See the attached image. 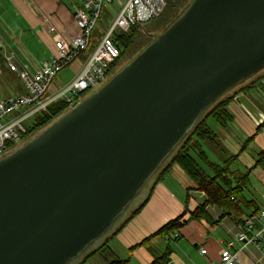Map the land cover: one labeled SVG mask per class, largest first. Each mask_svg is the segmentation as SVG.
I'll use <instances>...</instances> for the list:
<instances>
[{"label": "water", "instance_id": "obj_1", "mask_svg": "<svg viewBox=\"0 0 264 264\" xmlns=\"http://www.w3.org/2000/svg\"><path fill=\"white\" fill-rule=\"evenodd\" d=\"M150 39L0 157V264H69L107 237L206 110L264 68V0H190Z\"/></svg>", "mask_w": 264, "mask_h": 264}, {"label": "crops", "instance_id": "obj_2", "mask_svg": "<svg viewBox=\"0 0 264 264\" xmlns=\"http://www.w3.org/2000/svg\"><path fill=\"white\" fill-rule=\"evenodd\" d=\"M74 5V0H0V11L7 12L12 19L17 17L24 25V32L19 38L8 27L0 26V55L3 57L0 59V98L25 93L21 90L20 81L15 79L18 78L17 74L9 69L7 58H11L18 67L33 72L51 52L50 27L56 28L64 36L78 34L73 16ZM83 58L73 62V77L67 80L61 76L57 79L55 86L58 89L80 71ZM263 84L264 71L244 81L237 91L229 93L233 98L227 107L231 116L228 122L240 132L239 138L244 141L241 148L238 141L231 139L233 132L227 125V132L224 133L230 140L224 141L229 146V153L223 148L225 152L221 151V146L202 144V150L207 147L211 149L212 157L203 150L208 160L221 164L231 153L235 157L233 161L240 163V167L230 171H234L235 176L247 175L240 192L241 211L220 210L208 205L205 208L207 219L194 218L195 210L207 197L174 165L151 187V194L137 215L120 232L109 238L105 251L93 254L83 264H116L115 261L119 264H152L166 251L170 253L167 264H208L218 259L222 248L230 246L238 250L239 262L236 264H264V233L260 235L262 240L257 242L259 246L235 239L241 230L246 231L247 238L251 239L264 226V217H258L264 208V96L254 91L250 97L243 90L260 87L258 89L262 92ZM244 136L253 139L248 140ZM247 149L253 151L246 152ZM258 156L259 160L256 159ZM232 186H235V180ZM245 202L249 203L248 208L243 207ZM254 205L259 210L257 214L251 215ZM176 218H180L181 223L176 230L167 233V237L157 233ZM202 247L206 250L205 255L200 254Z\"/></svg>", "mask_w": 264, "mask_h": 264}, {"label": "built area", "instance_id": "obj_3", "mask_svg": "<svg viewBox=\"0 0 264 264\" xmlns=\"http://www.w3.org/2000/svg\"><path fill=\"white\" fill-rule=\"evenodd\" d=\"M114 0H74L73 16L78 34L64 36L56 28L50 27L52 48L40 67L31 72L18 67L7 58L9 69L17 74L26 92L22 95L0 98V157L9 152L12 146L21 142L26 134L24 121L45 112L48 105L56 100H64L68 108L75 106L82 94L89 93L105 82L111 65L120 59L117 35L128 33L133 27L145 25L158 18L166 8V0H125L111 25L103 32L97 43L83 58L80 71L61 88L50 87L53 79L66 67L75 62L90 46L91 34L100 18L103 5ZM50 91L49 95H46ZM18 111L17 113H15ZM15 113V114H14ZM264 217V208L259 212ZM241 230L235 237L238 242L257 244L262 240L263 230L251 239ZM174 237H177L174 234ZM200 254L206 250L200 248ZM239 262L238 250L226 247L219 252L218 259L208 264H236Z\"/></svg>", "mask_w": 264, "mask_h": 264}, {"label": "trees", "instance_id": "obj_4", "mask_svg": "<svg viewBox=\"0 0 264 264\" xmlns=\"http://www.w3.org/2000/svg\"><path fill=\"white\" fill-rule=\"evenodd\" d=\"M189 1L190 0H166V8L158 18L143 26L133 27L126 34L117 35L118 48L121 52L120 59L124 54H129L131 52L135 43L142 45L139 49L144 48L150 41V35L160 33L174 20ZM119 60L111 65L110 70L119 63ZM87 94L88 93L82 94V98ZM232 98V96H228L225 99L219 98L206 110L202 118L199 119L190 133L183 139L180 145L156 173V179L150 186V192L143 202H141V204L133 210V212L117 228L113 231H109L108 236L103 239L104 241L100 245L94 248L90 247L80 257L74 260V264H83L85 260L93 254L99 252L103 253L105 248H107L106 242L109 238H112L120 232L125 225L137 215L147 202L151 194V187L160 181L163 175L174 165L178 166L195 183L196 189L204 192L207 197L205 202L195 210L196 214H193L194 218L207 219L205 208L208 205L216 206L220 210L225 209L233 212L241 211L240 206L242 205V198L240 192L241 187H243L247 181V175L243 174L235 176L234 171H230L229 163L234 160V156H230L223 163L218 164L208 160L206 154L202 150V144H206L205 142L207 140H209V144H213L215 147H220L216 141V133L210 128L208 122L209 119L213 118L222 127H226L227 122L231 120L227 107ZM66 109H68V105L64 100L59 99L48 105L45 112L34 115L31 124H28V127L25 128L26 134L22 136L21 142L41 131ZM252 139L253 138L250 137L248 140ZM221 151H223V149H221ZM233 180H235V186H232ZM248 204L249 203L245 202V206L243 207L248 208ZM258 210V206L254 205L251 215L257 214ZM179 226H181L180 218H176L165 224L157 231V233L167 237V233L176 230ZM169 254V251H166L152 264H167ZM114 263L119 264V262L116 261Z\"/></svg>", "mask_w": 264, "mask_h": 264}, {"label": "rangeland", "instance_id": "obj_5", "mask_svg": "<svg viewBox=\"0 0 264 264\" xmlns=\"http://www.w3.org/2000/svg\"><path fill=\"white\" fill-rule=\"evenodd\" d=\"M124 2H125V0H114V2L112 4H106V5H103L102 6L101 13H100V18L98 19L97 24H96V26H95L94 30L92 31V34H91L90 46H89L88 50L85 51V52H83L76 61H78L79 59H81L83 57H86V55L90 52V50L92 49V47L97 43L98 39L101 37V35L103 34V32L105 30H107V28L111 25V23L113 22L114 18L117 15L118 11L122 8ZM33 6H35L34 3H33ZM0 26H2V27H4V26L5 27H8L9 28V31L10 32H13V34H15L16 38H19V36L24 32V25H23V23L17 17H15V19H12V17L7 12H3V11H0ZM141 46H142L141 44L135 43L134 46H133V48H132V50H131V52L129 54H124L121 57V59L119 60V63L113 69L110 70L109 76H111L112 74H114L120 67L124 66L128 61H130V59L133 56H135L137 52H139L141 50V49H139ZM1 58H3V57L0 55V59ZM74 63H72L67 68H65L63 71H61L53 79V81H52V83L50 85L51 88H53V86H55L56 81H57V79L59 77L63 76L65 79L68 80L69 78H71V77L74 76V70H72V66L74 65ZM262 71H264V68L261 71H259V73L262 72ZM8 73L10 75L12 74L9 71H8ZM15 79H16V81L19 82L18 78H15ZM241 85L239 84L238 86L234 87L228 93L224 94L221 98L222 99H225L226 97L230 96L229 93H232L233 91H237L240 88ZM20 87H21V90L23 92H26L25 88L21 84H20ZM256 87H258V86H256ZM258 88H260V87H258ZM258 88H256L257 90L256 89H253V88L243 89V90L245 91V94H247L250 97L253 96L254 91L256 92V94L259 92L261 95L264 96V84L261 87L262 92ZM49 94H50V91L47 92L46 95H49ZM247 95H246V97H248ZM262 106L264 108V104ZM17 112L18 111H16L15 113H17ZM32 120H33V117H31V118H29V119H27V120L24 121L25 128L28 127V124H31ZM208 125L216 133V136H217L216 141L218 142L219 146H221V149L223 148L227 152L230 150L229 149V146L224 141V140H230L229 136L224 133V132H227V130H226L227 127H229L230 128V131L233 132V134L231 136V139L234 138L233 140L238 141L239 148H241L243 146L244 141L243 140H240V138H239V137H241V134L236 129V127L234 125H231V122H227V127H222L215 119L212 118V119H209ZM224 136H225V138L222 139V137H224ZM31 137L27 138L25 141L29 140ZM244 137H245V139H248L249 138L247 136H244ZM25 141L20 142V143H18L16 145L12 146L11 149L9 150V152L12 151L13 149H15L16 147L20 146L21 144H23ZM205 143L208 144L209 143V140H207ZM203 150L206 151L212 157L211 149H209L207 147V148H203ZM251 151H253V150L252 149H247L246 152H251ZM230 156H232L231 153L224 160H226ZM256 159L259 160L260 159V156H258ZM210 161H212V160H210ZM230 166H231V168H230ZM238 167H240V163H238V162L232 161V162L229 163L230 170L236 169ZM155 176H156V174L152 177L151 180H149L145 184V186H143V188L140 190V192L138 193V195L136 194V196L131 200L132 202L129 203L126 206L125 210L122 212L123 214L115 221L114 225L112 226V228H111L112 231L115 228H117L133 212V210H135L140 205V203L142 202V200L146 196L147 192H149L151 184L155 181V179H156ZM105 238L106 237H103L100 240L96 241L95 244L92 246V248L100 245L104 241L103 239H105ZM74 262L75 261H71L69 264H74Z\"/></svg>", "mask_w": 264, "mask_h": 264}, {"label": "bare ground", "instance_id": "obj_6", "mask_svg": "<svg viewBox=\"0 0 264 264\" xmlns=\"http://www.w3.org/2000/svg\"><path fill=\"white\" fill-rule=\"evenodd\" d=\"M34 117V116H33Z\"/></svg>", "mask_w": 264, "mask_h": 264}]
</instances>
